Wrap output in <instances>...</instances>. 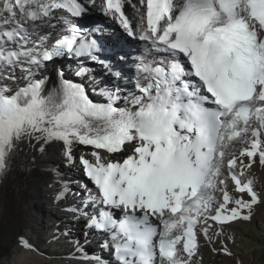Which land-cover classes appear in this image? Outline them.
I'll return each instance as SVG.
<instances>
[{
  "label": "snow or ice",
  "instance_id": "obj_1",
  "mask_svg": "<svg viewBox=\"0 0 264 264\" xmlns=\"http://www.w3.org/2000/svg\"><path fill=\"white\" fill-rule=\"evenodd\" d=\"M262 137L264 0H0V173L25 149L79 161L94 187L65 212L113 264H199L264 205Z\"/></svg>",
  "mask_w": 264,
  "mask_h": 264
},
{
  "label": "bare ground",
  "instance_id": "obj_2",
  "mask_svg": "<svg viewBox=\"0 0 264 264\" xmlns=\"http://www.w3.org/2000/svg\"><path fill=\"white\" fill-rule=\"evenodd\" d=\"M133 2L138 4V0ZM233 145L240 147L239 144ZM84 150L90 152L91 148L86 147ZM36 154L30 169L10 168L0 173V264H23L29 259L35 264H96L95 258L106 254V250L96 247L99 240L95 239L96 242L88 244V240L83 241L84 237L73 238V229L77 230L79 224H69L71 216L65 212L68 200H73V193L68 195L64 203L55 199L60 175L65 178L59 181L61 184L74 181L71 184V187L75 185L72 187L73 192L87 183L82 166L79 161L75 167L62 165L55 147L50 148L44 156ZM101 154H105L103 150ZM61 168L62 172L56 171ZM49 207L55 208L59 216L51 215ZM53 231L63 238V242L56 248L46 249L45 245L52 239ZM20 237L32 245L31 250L20 246ZM69 238L72 242L68 241ZM77 240L84 243L82 249L86 251L88 259L79 260L72 256L73 248H77L74 247Z\"/></svg>",
  "mask_w": 264,
  "mask_h": 264
},
{
  "label": "rangeland",
  "instance_id": "obj_3",
  "mask_svg": "<svg viewBox=\"0 0 264 264\" xmlns=\"http://www.w3.org/2000/svg\"><path fill=\"white\" fill-rule=\"evenodd\" d=\"M232 145L229 147V151L238 154V147ZM244 163H247L246 158ZM247 175L253 181L254 189L264 194V167L257 163ZM230 194H232L231 190ZM244 198L248 197L245 195ZM48 210L51 215H54L51 212L53 211L52 207H49ZM55 211L57 212L56 209ZM81 227V225L77 226L78 233L82 230ZM219 230V226H217V232ZM210 235L212 236L211 243L204 238H201L199 242L200 251L197 259L201 261V264H264V205L255 206L250 220H238L230 226H225L222 234L213 235L210 232ZM62 242L63 239L57 240V242L49 240L45 248H56ZM222 247H226L231 255L219 251ZM23 264L35 263L29 259Z\"/></svg>",
  "mask_w": 264,
  "mask_h": 264
}]
</instances>
